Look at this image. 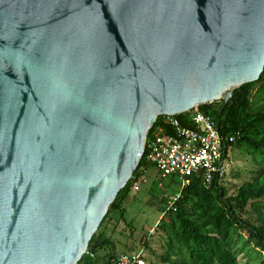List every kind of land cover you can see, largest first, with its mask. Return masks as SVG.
Returning <instances> with one entry per match:
<instances>
[{"label":"water","instance_id":"obj_1","mask_svg":"<svg viewBox=\"0 0 264 264\" xmlns=\"http://www.w3.org/2000/svg\"><path fill=\"white\" fill-rule=\"evenodd\" d=\"M264 68V0H0V264H76L156 118Z\"/></svg>","mask_w":264,"mask_h":264},{"label":"trees","instance_id":"obj_2","mask_svg":"<svg viewBox=\"0 0 264 264\" xmlns=\"http://www.w3.org/2000/svg\"><path fill=\"white\" fill-rule=\"evenodd\" d=\"M220 102L221 99L214 100L199 104L197 108L216 120ZM189 115L190 112H187L176 117L187 124ZM162 118L160 115L156 118L148 137L155 127L161 125ZM219 132L221 135L234 136V141L226 145L228 152L234 147L244 150L264 172V68L258 79L233 89L221 112ZM228 157L225 154V158ZM150 167L143 155L130 179L110 204L98 228L113 210H119L123 218L121 203L124 195L133 182L143 177L142 169L147 171ZM202 178L201 173L187 175V182L181 184L177 195L162 211L155 225L154 230L164 235L165 251L158 257L160 264H238V255L250 245L261 253L257 264H264V204L259 203V199L264 197V181L254 178L244 182L234 196H227L222 185L224 176L214 173L208 183H204ZM249 202L256 210L260 225L240 215ZM127 226L131 228L129 224ZM108 246L111 252L103 257L102 264H109L119 254L135 252L128 250L115 253L112 239L106 237L103 231L97 233L96 230L88 244L89 252L84 253L76 264H83L86 255L91 256V264H95L98 260L96 251ZM148 264L157 263L150 261Z\"/></svg>","mask_w":264,"mask_h":264},{"label":"rangeland","instance_id":"obj_3","mask_svg":"<svg viewBox=\"0 0 264 264\" xmlns=\"http://www.w3.org/2000/svg\"><path fill=\"white\" fill-rule=\"evenodd\" d=\"M226 171L222 185L226 189L227 196H234L238 187L247 181L258 178L264 181V172L257 161L247 155L244 150L233 148L229 151ZM138 181L124 195L121 203L123 218L119 210H113L103 225L97 229V233L104 232L105 236L112 239L115 244L114 252H140L148 264L150 261L160 264L158 257L165 251L164 235L154 230L162 211L170 204L182 184L178 177H160L154 167H150ZM258 203V202H257ZM264 204V197L259 199ZM243 218L260 225L257 220L256 210L248 203L245 210L240 214ZM132 228H129L127 224ZM129 248V249H128ZM111 252L108 246L96 251L98 260L95 264H102L103 257ZM260 251L250 245L238 255V264H257ZM93 258L86 255L83 264H91Z\"/></svg>","mask_w":264,"mask_h":264},{"label":"built area","instance_id":"obj_4","mask_svg":"<svg viewBox=\"0 0 264 264\" xmlns=\"http://www.w3.org/2000/svg\"><path fill=\"white\" fill-rule=\"evenodd\" d=\"M187 112V124L176 115L163 116L161 125L147 135L144 158L162 178L175 176L185 183L187 175L201 173L203 182L208 183L214 173L224 176L225 154L229 155L226 145L234 141V136L221 135L216 120L197 106ZM142 171L145 173L146 169ZM140 180L142 177L133 185ZM109 264H145V260L140 252L123 253Z\"/></svg>","mask_w":264,"mask_h":264}]
</instances>
